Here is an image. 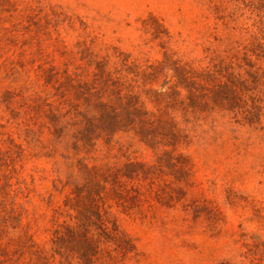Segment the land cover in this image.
<instances>
[{
	"label": "trees",
	"instance_id": "obj_1",
	"mask_svg": "<svg viewBox=\"0 0 264 264\" xmlns=\"http://www.w3.org/2000/svg\"><path fill=\"white\" fill-rule=\"evenodd\" d=\"M241 2L251 14L248 25L235 14ZM211 8L214 22L197 64L177 56L170 40L162 38V24L149 16L147 27L160 41L161 59L140 60L117 49L99 56L88 50L82 69L39 66L41 88L30 81L2 91L7 120L33 147L27 152L0 129V264H128L137 248L115 209L145 213L156 203L172 206L184 197L183 186L193 184L188 152L198 136L193 119L222 110L249 124L260 122L264 0H217ZM41 129L50 134V143L40 139ZM135 143L149 149L152 158L130 156ZM36 147L46 156L59 153L65 166L64 172L55 168L46 198L52 210L49 248L33 239L22 220L27 209L20 199L27 197L30 184L18 178L11 182L19 173L16 165L26 153L35 155ZM165 176L182 184L177 187L182 196L164 190L159 180ZM56 194L62 197L57 205Z\"/></svg>",
	"mask_w": 264,
	"mask_h": 264
},
{
	"label": "rangeland",
	"instance_id": "obj_2",
	"mask_svg": "<svg viewBox=\"0 0 264 264\" xmlns=\"http://www.w3.org/2000/svg\"><path fill=\"white\" fill-rule=\"evenodd\" d=\"M217 0H0V98L8 87L33 82L41 88L39 66H85L89 51L103 55L114 49L140 60L161 59L162 47L147 27L154 16L162 24V38L177 56L201 57V43L214 22L211 5ZM239 21L252 22L244 3L237 4ZM230 9L233 7L230 6ZM241 17H239V15ZM221 30V31H220ZM222 32V29H219ZM168 34V35H167ZM0 104L1 130L26 146L16 123L7 120ZM196 134L188 149L193 156L191 186L172 206L158 203L145 213L115 209L119 225L135 240L137 255L128 264H257L264 261V103L260 122L246 123L232 112L212 111L193 119ZM44 143L50 134L37 132ZM34 144L37 140L32 139ZM130 155L148 161L153 153L135 143ZM11 178L25 179L30 192L20 202L27 209L23 223L33 239L49 248L52 234L48 191L62 172V156L33 149ZM83 153L80 154L82 156ZM58 162V164H56ZM32 175V176H31ZM174 196L182 186L172 176L159 180ZM17 185H15L16 187ZM24 187V185H23ZM62 197L54 196L55 205ZM263 258V259H262Z\"/></svg>",
	"mask_w": 264,
	"mask_h": 264
}]
</instances>
